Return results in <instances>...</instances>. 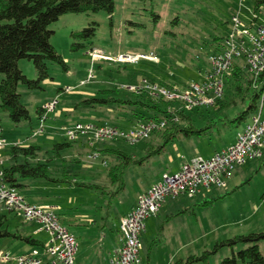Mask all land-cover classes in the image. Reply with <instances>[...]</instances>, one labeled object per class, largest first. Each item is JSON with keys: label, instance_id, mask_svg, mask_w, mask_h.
Here are the masks:
<instances>
[{"label": "rangeland", "instance_id": "obj_1", "mask_svg": "<svg viewBox=\"0 0 264 264\" xmlns=\"http://www.w3.org/2000/svg\"><path fill=\"white\" fill-rule=\"evenodd\" d=\"M256 1L115 0L112 15L101 12L62 16L49 30L54 33L51 44L63 57L67 68L48 62V77L40 84V89L30 90L19 85L22 103L29 110L31 121L16 126L0 108L1 138L7 143L0 149L1 168L9 166L12 146L36 145L45 152L52 151L54 144L68 142L67 131L78 124L84 127L117 126L127 131V119L122 114L111 109L89 111L76 107L84 98L96 97L101 91L120 89L119 97H133L130 93L145 92L151 99L163 98L173 103L171 110L182 111L185 101L180 98L181 94L192 83L203 80L205 71L210 68L208 57L214 50L210 45L217 37L231 36L233 19L237 17L241 21V28H250L255 16L257 23L264 25V7L256 15ZM91 28L97 29L93 39L73 37V34ZM74 44H83L85 48L74 51ZM92 49L112 57L154 52L160 61L140 60L127 64L95 61L90 55ZM18 67L30 81L39 79L32 61L20 60ZM144 79L157 83L151 84ZM228 80L225 78L222 97L227 106L233 97H238L230 90ZM146 86L159 89L151 92ZM160 89L179 97L168 99ZM54 103L56 109L50 111L42 123L37 109ZM217 103L183 110L194 127L202 128L213 121L217 127L201 137L181 136L161 155L153 154L163 144L158 132L132 145L119 137L101 144L91 132L80 137L73 144L74 149L63 151L68 159L78 158V155L83 158L78 179L87 183L96 180L100 184H107L105 169L101 160L88 158L91 144L98 149L118 148L137 159L151 156L143 165L128 168L126 190L112 201L111 206L109 197L74 185L57 186L43 180L27 181L29 188L21 190V195L33 206L51 207L56 211L61 224L78 243L76 260L79 263L108 264L110 252L120 238V220L142 192L159 181L162 174L178 173L185 161L196 156L210 158L236 142L238 133L250 119L239 126L224 123L236 118L244 106L238 101L237 106L215 113L220 109ZM40 157L42 160L47 158L44 153ZM175 199L178 200L172 203ZM166 202L162 207L166 210L160 211L158 220L154 217L145 222L146 228L140 237L143 245L140 264H187L190 257L199 259L192 264H221L247 248L243 244L224 245L227 241L264 232V156L237 166L224 188H213L195 196L181 195ZM3 215L7 217V223L2 230L49 244L50 236L38 223L26 222L0 203V216ZM34 249L40 248L13 237L0 239V252H7L14 258L30 254ZM260 250L264 256V242L260 244ZM0 264L17 263H5L0 259Z\"/></svg>", "mask_w": 264, "mask_h": 264}, {"label": "trees", "instance_id": "obj_2", "mask_svg": "<svg viewBox=\"0 0 264 264\" xmlns=\"http://www.w3.org/2000/svg\"><path fill=\"white\" fill-rule=\"evenodd\" d=\"M262 7H264V0H257L254 5L255 14ZM114 8L115 0H0V108L13 124L19 126L31 121L29 110L22 103V97L18 90L19 85H25L30 90L40 89V84L48 77V62L67 68L63 57L51 44L54 33L49 30V27L66 14L106 12L112 15ZM96 31V28L86 29L81 33L73 34V37L91 40L95 37ZM225 38L217 37L214 39L210 45L214 49L213 52L216 53L222 49ZM79 48H85V46L83 44L73 45L74 51ZM23 59H28L34 63L39 72L38 80L30 81L19 69L18 63ZM228 79L230 90L238 97H233L234 99L232 98L229 106L224 105L222 99L218 100L217 106L221 110L216 109L215 113H220L233 105L237 106L239 101L244 106L243 110L236 118L227 119V123H224L226 126H239L251 119L260 107L264 96V73L259 77H254L238 64ZM144 80L151 84L157 83L154 80ZM119 90L101 91L96 97L84 98L76 107H83L89 111L111 109L116 114H122L126 117L128 129L138 122L166 120V127L158 131V134L161 133L160 139L163 140V144L158 147L157 151L151 147V150L154 151L153 154L161 155L166 151L167 146L173 144L181 136L186 138L201 137L217 127V123L213 121L205 127L196 128L185 111L171 110L170 105L173 103L163 98L158 99L159 101L151 99L145 92L130 93L133 97H119L117 96ZM45 112L44 108L37 109L41 121ZM176 119L182 123L178 124ZM115 127L120 129V127ZM32 131L34 132L33 129ZM106 141L98 142L105 144ZM76 142L78 141L68 140L67 143H56L53 145L52 151L46 152L42 147L36 145L12 146L10 148L9 166L3 168L4 183L15 188L20 194L21 190L29 188L27 181L43 180L57 186L74 185L97 193L101 197H109V205L111 206L112 201L126 190L128 168L132 165H143L148 158H151L148 156L145 159H137L118 148L114 149L107 146L105 149H98L92 146L88 155L98 152L101 154L102 160L107 162V166H105L101 161V166L105 169L107 184H100L96 180L87 183L80 177L77 178L79 176L78 171L81 170L83 164V158L78 155V158L68 159L62 153L65 150L74 149L73 144ZM42 153L47 156L45 160L40 157ZM54 212L56 213V211ZM6 223L7 217L0 216V239L13 237L35 248L44 246L42 242L34 238L13 235L7 230H2ZM262 242H264V232L240 236L227 241L224 245L233 247L237 244H243L247 248L233 254L231 258L225 259L221 264H238L239 262L242 264H264V256L260 250ZM198 260L190 257L187 264H192ZM13 262L15 261L8 263Z\"/></svg>", "mask_w": 264, "mask_h": 264}, {"label": "built area", "instance_id": "obj_3", "mask_svg": "<svg viewBox=\"0 0 264 264\" xmlns=\"http://www.w3.org/2000/svg\"><path fill=\"white\" fill-rule=\"evenodd\" d=\"M257 20L258 17L255 16L250 28H241V21L237 17L233 19L232 34L225 38L220 51L209 55L210 68L205 71L203 80L192 83L181 94L180 98L185 101V108L182 111L211 106L222 99L225 78L228 79L232 75L234 67L238 64L254 77L264 73V25H259ZM90 55L95 61L119 64L140 60L155 63L160 61L154 52L112 57L100 50H93ZM146 89L157 92L159 88L146 86ZM160 92L168 99L179 97L165 89H160ZM261 102L257 113L243 126L234 144L216 152L210 158L196 156L183 164L178 173L163 174L158 182L138 197L134 209L120 221L121 244L115 249L110 264L140 263V252L143 248L140 237L145 231V222L157 217L168 199L181 195L195 196L202 192H210L213 188H224L237 166L246 163L247 160H256L264 156V96ZM44 109L46 112L42 123L46 121L47 114L56 109V103L49 104ZM166 125V120L160 122L151 120L147 123L138 122L127 131H123L116 127L93 125L84 127L78 124L74 129L67 131V138L72 142L79 141L80 137L92 132L96 141L119 137L132 145L150 138L152 133L164 129ZM1 137L2 132L0 149H4L7 143ZM90 146L92 147V144ZM88 158L91 161L101 160L107 166V162L102 160L98 152L91 153ZM3 179L4 172L0 162V203L26 222L38 223L41 230L50 236V242L43 248L34 249L30 254L18 258L0 252V259L5 263L15 261L17 264H77L78 243L67 227L61 224L54 210L51 207L42 208L27 203L26 199L15 188L7 186Z\"/></svg>", "mask_w": 264, "mask_h": 264}, {"label": "crops", "instance_id": "obj_4", "mask_svg": "<svg viewBox=\"0 0 264 264\" xmlns=\"http://www.w3.org/2000/svg\"><path fill=\"white\" fill-rule=\"evenodd\" d=\"M193 159V158H192ZM190 160H188V161H185L183 164H185L186 162H189ZM183 164H181V166L183 165ZM180 166V167H181ZM163 175V174H162ZM34 182V181H33ZM158 182V181H157ZM156 183V182H155ZM155 183H153V184H155ZM153 184H151L150 186H149V188H151V186L153 185ZM148 188V189H149ZM148 189L147 190H145L144 192H142V194L143 193H145L146 191H148ZM183 197V196H182ZM181 198V197H180ZM180 198H178V199H180ZM178 199H175V200H171L172 201V203L173 202H176ZM136 201H137V199L136 200H134V202L131 204V207L129 208V210H128V212L125 214L126 216H127V214L130 212V211H132L133 209H134V207L136 206ZM169 201V199L167 200V202ZM166 202V203H167ZM32 205V204H31ZM164 207V206H163ZM163 210L165 209L166 210V208H162ZM161 209V210H162ZM162 210V212H164ZM172 215V214H171ZM124 216V215H123ZM154 217H152V219H153ZM157 220L160 218V213L157 215V217H155ZM151 219V218H150ZM149 219V220H150ZM146 228V227H145ZM118 232H119V230H118ZM120 233V232H119ZM120 244H121V234H120V238H119V240L116 242V245L113 247V250L110 252V257H109V261H108V264H110L111 263V260H112V258H113V253H114V251H115V249L118 247V246H120ZM77 263L78 264H82V263H79L78 261H77Z\"/></svg>", "mask_w": 264, "mask_h": 264}]
</instances>
